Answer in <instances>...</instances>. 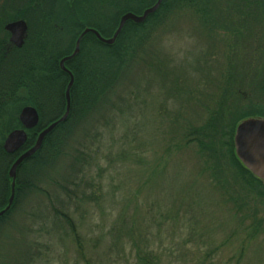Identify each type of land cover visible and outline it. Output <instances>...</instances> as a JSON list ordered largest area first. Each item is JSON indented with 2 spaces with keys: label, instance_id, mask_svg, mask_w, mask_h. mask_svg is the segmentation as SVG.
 I'll return each instance as SVG.
<instances>
[{
  "label": "trees",
  "instance_id": "16d2710c",
  "mask_svg": "<svg viewBox=\"0 0 264 264\" xmlns=\"http://www.w3.org/2000/svg\"><path fill=\"white\" fill-rule=\"evenodd\" d=\"M156 2L0 0V49L10 46L6 25L22 20L29 27L28 38L21 50L13 49L8 55L0 51V121L7 115L3 112L11 115L9 125L2 126L5 121L0 124V212L8 206L11 180L7 172L14 161L12 155L5 154L2 144L9 133L22 128L19 113L32 107L40 117L38 128L28 132L29 139L24 146L28 150L39 131L65 114V93L70 78L61 70L60 62L72 55L81 34L86 29H93L104 39H110L124 15L140 16ZM184 13L190 14L199 24V39L208 42L214 50L221 48L222 53L202 50L197 56L188 54L189 58L182 64H176L173 58L154 54L149 47L153 30ZM232 16L238 20L230 22ZM242 30L251 41L249 47L254 56L251 62H263L259 70L249 68L246 71L231 64L237 59ZM219 32L225 35L219 37ZM221 58L225 60L226 68L219 72L221 84L217 94L209 95L200 90V85L190 84L194 76L209 79L212 64L219 66L224 61ZM66 68L74 76L69 117L46 137L41 150L18 170L14 203L0 218L1 250L5 228L22 203L23 194L41 192L32 183L39 171H53L55 165L66 161L68 174L61 177L65 178L64 183L84 175L94 162L93 149L104 143L107 134L114 135L119 126L125 130L119 138L121 151L114 155L108 150L102 161L110 165L116 159L125 161L131 156L140 134V109L146 106L143 95L151 94L152 84L160 89L167 104L170 101L179 104L180 112L193 108L207 113L201 125H195L196 120H190L180 112L172 114L167 154L175 149L196 152L204 163L201 173L208 170L212 173L214 187L222 192L225 202L234 204L235 215L252 202L255 225L256 215L260 213L258 205L264 209V184L237 159L234 136L242 121L264 119V0H164L158 12L144 24L128 23L113 46L102 44L92 34L87 35L81 42L79 55L67 62ZM162 116L165 114H158L161 119ZM125 148L130 151L126 152ZM227 165L230 177L225 171ZM99 172L101 175L105 171L100 168ZM93 184L88 186L93 187ZM57 187L67 191L61 184ZM241 191L250 194L251 199L242 198ZM42 193L52 209L46 213V219L52 216L65 219L80 245L71 219L53 208V199L47 192ZM91 197L94 199L95 194ZM32 218L35 219V215ZM139 260L150 264L146 257ZM1 261L3 264H20L8 262L10 258H4L0 252Z\"/></svg>",
  "mask_w": 264,
  "mask_h": 264
},
{
  "label": "rangeland",
  "instance_id": "374dc122",
  "mask_svg": "<svg viewBox=\"0 0 264 264\" xmlns=\"http://www.w3.org/2000/svg\"><path fill=\"white\" fill-rule=\"evenodd\" d=\"M236 20L232 16L230 22ZM200 29L194 17L184 13L153 30L149 47L154 54L173 58L176 64L202 50L223 52L199 39ZM244 34L246 31L239 39L237 59L231 64L259 70L263 62H251V41ZM224 35L218 33L219 37ZM211 68L209 79L194 76L190 83L200 85V90L209 95L218 92L219 72L225 70V60L219 66L213 63ZM152 89L150 95H143L146 106L139 113V138L125 161L116 159L110 165L102 161L108 150L114 155L120 150L119 138L125 130L119 126L114 135L107 134L104 143L93 149L94 162L84 175L64 183L61 177L68 174L64 161L53 171L41 170L33 177V185L41 192L23 194L2 238L0 252L10 258L8 262L143 264L139 258L146 257L150 264H264V209L258 205L255 225L252 202L235 215L234 204L225 202L222 192L214 187L212 173H201L204 163L196 152L175 149L167 154L169 119L180 112L179 104H167L155 84ZM180 113L196 120L195 125L203 124L207 117L206 112L193 108ZM158 114L165 116L161 119ZM10 116L7 114L1 120L5 123L0 124L9 125ZM100 168L105 171L101 175ZM92 183L93 187L88 186ZM44 191L53 199V208L71 219L80 245L65 219H46L52 209ZM240 194L251 199L245 191Z\"/></svg>",
  "mask_w": 264,
  "mask_h": 264
},
{
  "label": "water",
  "instance_id": "95a60500",
  "mask_svg": "<svg viewBox=\"0 0 264 264\" xmlns=\"http://www.w3.org/2000/svg\"><path fill=\"white\" fill-rule=\"evenodd\" d=\"M93 1V0H86ZM164 0H157L156 4L147 9L142 15L138 16L132 13L124 15L119 22V26L110 39H104L96 30L86 29L78 38L74 52L71 56L60 62L61 70L70 78L66 89V111L64 116L57 122L51 124L42 130L32 148L25 151L13 164L9 171V177L12 180L11 196L8 206L0 212V218L3 217L12 207L15 200L16 176L18 168L25 162L34 157L42 148V145L48 135H50L60 124L67 121L71 108V89L74 84V76L66 68V63L76 58L80 53L82 40L89 34L94 35L99 42L106 46H113L128 23L136 25L144 24L147 19L158 12ZM5 31L10 35V43L21 49L24 46L27 37L28 26L24 21H16L6 25ZM22 130H16L10 133L4 143V150L8 154H14L22 149L28 142V131L36 129L40 123V117L36 109L26 107L21 111L19 116ZM243 130V131H242ZM235 155L242 166L249 171L256 179L264 184V119L249 118L242 121L236 128L234 136Z\"/></svg>",
  "mask_w": 264,
  "mask_h": 264
},
{
  "label": "flooded vegetation",
  "instance_id": "af4514ba",
  "mask_svg": "<svg viewBox=\"0 0 264 264\" xmlns=\"http://www.w3.org/2000/svg\"><path fill=\"white\" fill-rule=\"evenodd\" d=\"M86 1V0H85ZM95 1H100V0H93V1H90V2H95ZM20 21H22V20H20ZM25 22V21H24ZM27 24V23H26ZM27 26H28V24H27ZM28 32H29V27H28ZM28 32H27V37H26V39H25V42H26V40H27V38H28ZM9 35V34H8ZM10 35H9V37H8V42H9V44H10V46L8 47V48H1L0 49V51H4L5 53V55H8V53L9 52H11L13 49H17V50H21V49H18V48H16V47H14L11 43H10ZM25 44V43H24ZM2 114H8V112H3ZM19 114H21V112L19 113ZM20 116V115H19ZM20 121V120H19ZM22 126V125H21ZM38 128V127H37ZM23 129V127L21 128V129H16V130H22ZM16 130H14V131H16ZM34 130V129H33ZM29 132V131H28ZM27 132V134H28V139H29V133ZM41 131H39L38 132V134L36 135V138H35V140H34V143L31 145V148L34 146V144L36 143V140H37V137H38V135H39V133H40ZM12 133V132H11ZM10 134V133H9ZM8 134V135H9ZM7 135V136H8ZM7 136H6V138H7ZM6 138H5V140H6ZM5 140H4V142H3V144H2V149H3V151L5 152V150H4V143H5ZM29 150V149H28ZM25 151H27V149H25L24 147L22 148V149H20L18 152H16V153H14V154H8V153H6L5 152V154H8V155H12L13 156V158H14V161L12 162V164L10 163V165H9V168H8V172H7V175H8V177H9V171H10V169H11V167L13 166V164L17 161V159L25 152ZM24 164V163H23ZM22 164V165H23ZM21 165V166H22ZM20 166V167H21ZM20 167L18 168V170L20 169ZM18 170H17V175H18ZM10 178V177H9ZM11 180V179H10ZM11 185H12V180H11ZM16 187H17V176H16ZM10 189H11V186H10ZM15 195H16V189H15ZM10 196H11V191H10Z\"/></svg>",
  "mask_w": 264,
  "mask_h": 264
},
{
  "label": "snow or ice",
  "instance_id": "6c2138e0",
  "mask_svg": "<svg viewBox=\"0 0 264 264\" xmlns=\"http://www.w3.org/2000/svg\"><path fill=\"white\" fill-rule=\"evenodd\" d=\"M243 131V130H242Z\"/></svg>",
  "mask_w": 264,
  "mask_h": 264
}]
</instances>
